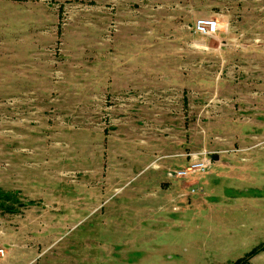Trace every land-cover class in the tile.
<instances>
[{
  "label": "rangeland",
  "instance_id": "rangeland-1",
  "mask_svg": "<svg viewBox=\"0 0 264 264\" xmlns=\"http://www.w3.org/2000/svg\"><path fill=\"white\" fill-rule=\"evenodd\" d=\"M251 225L264 0H0V264H223Z\"/></svg>",
  "mask_w": 264,
  "mask_h": 264
},
{
  "label": "built area",
  "instance_id": "built-area-1",
  "mask_svg": "<svg viewBox=\"0 0 264 264\" xmlns=\"http://www.w3.org/2000/svg\"><path fill=\"white\" fill-rule=\"evenodd\" d=\"M218 27L217 20L211 17H201L193 23V31L205 37L213 36L218 31ZM207 156L202 158L192 156L185 167L172 169L169 173L170 177L173 179H191L194 175L207 173L212 164L210 154H207ZM190 191L194 192L195 190L192 188ZM183 196H185L183 192H179L177 195L179 198Z\"/></svg>",
  "mask_w": 264,
  "mask_h": 264
},
{
  "label": "crops",
  "instance_id": "crops-1",
  "mask_svg": "<svg viewBox=\"0 0 264 264\" xmlns=\"http://www.w3.org/2000/svg\"><path fill=\"white\" fill-rule=\"evenodd\" d=\"M218 29H219V27H218ZM217 32L213 36H215L217 34ZM213 162H214L213 164L216 165L219 162V159L214 158ZM177 198H179V197H177ZM251 226H252V228L250 230L251 233H247L245 235V239H244V247L245 248L240 249V252L237 256L232 257V256L225 255V259H224L223 264H226L230 260L235 261V259L237 260V258L242 259L243 257L246 258V261H244L242 259L243 261L238 263V264H264V247L263 248H257L258 245L260 246L264 243V233H262L261 231H259L257 229H264V225H251ZM254 248H257V250L252 253Z\"/></svg>",
  "mask_w": 264,
  "mask_h": 264
},
{
  "label": "trees",
  "instance_id": "trees-1",
  "mask_svg": "<svg viewBox=\"0 0 264 264\" xmlns=\"http://www.w3.org/2000/svg\"><path fill=\"white\" fill-rule=\"evenodd\" d=\"M256 250H254V251H252V252H255ZM235 264H237V263H235Z\"/></svg>",
  "mask_w": 264,
  "mask_h": 264
}]
</instances>
